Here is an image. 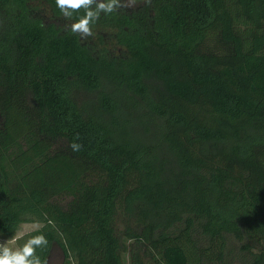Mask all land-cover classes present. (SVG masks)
Here are the masks:
<instances>
[{"label":"trees","instance_id":"16d2710c","mask_svg":"<svg viewBox=\"0 0 264 264\" xmlns=\"http://www.w3.org/2000/svg\"><path fill=\"white\" fill-rule=\"evenodd\" d=\"M80 15L0 0V235L124 264L123 207L156 264L222 262L228 233L264 264V0H137L87 38Z\"/></svg>","mask_w":264,"mask_h":264},{"label":"rangeland","instance_id":"374dc122","mask_svg":"<svg viewBox=\"0 0 264 264\" xmlns=\"http://www.w3.org/2000/svg\"><path fill=\"white\" fill-rule=\"evenodd\" d=\"M3 124V117L0 114V125ZM66 141L60 140L54 143L53 150L65 149ZM73 198L71 195H62L58 198L63 204H66L68 200ZM42 222H30L26 221L20 225L19 230L15 236H4L0 235V253L3 252L5 248L9 249L12 252L21 250V243L19 237L42 226ZM127 225L135 226L134 218L128 219L127 215L124 212V208L120 207L117 212L116 217V227L117 232L121 240L127 244L128 249L122 251V258L124 264H134L137 258H142L146 264H156L155 261L145 254V246L134 242V239H131L126 234ZM200 231V230H199ZM202 245H206V237L203 234H197ZM244 241L245 243L247 242ZM227 245L225 250V259L222 262H208V264H240L245 259H250L253 257V251L251 249L244 248V242L237 239L233 234H227ZM254 250V249H253ZM66 258L62 248L55 244L51 255L49 257L47 264H65ZM76 260L71 259L70 262L66 264H75Z\"/></svg>","mask_w":264,"mask_h":264},{"label":"clouds","instance_id":"9594fccd","mask_svg":"<svg viewBox=\"0 0 264 264\" xmlns=\"http://www.w3.org/2000/svg\"><path fill=\"white\" fill-rule=\"evenodd\" d=\"M137 0H55L56 7L65 18H72L74 13L83 15L69 27L72 33L79 34L81 38L93 36V25L99 20L101 14L109 15L120 8L135 6ZM74 150L78 145H71ZM46 243L43 237H37L24 245L22 250L12 252L5 248L0 253V264H41V260L35 255L34 246Z\"/></svg>","mask_w":264,"mask_h":264}]
</instances>
